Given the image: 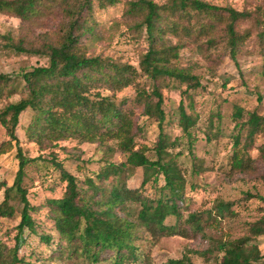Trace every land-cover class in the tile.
<instances>
[{
    "label": "trees",
    "instance_id": "16d2710c",
    "mask_svg": "<svg viewBox=\"0 0 264 264\" xmlns=\"http://www.w3.org/2000/svg\"><path fill=\"white\" fill-rule=\"evenodd\" d=\"M116 2L0 0V15H11L21 24L37 23L56 8H59L66 21V26L61 27L52 39L47 35L40 36L36 40L41 41L40 46L35 41L30 43L26 36L17 43L5 44L10 45L8 49L16 54L42 55L47 58L48 65L34 67L15 77L0 73V102L16 95L20 97L15 103H7L0 109V124L16 147L15 157L18 161L13 184L10 187L0 184V188L4 189L0 218L14 215V209L9 206L13 193L20 197L22 204L15 246L7 249L0 244V264H28L18 256L19 243L23 244V239H26L25 232L28 235L37 234L31 217L36 209L30 205L27 189L23 186L26 168L35 159L27 158L22 153L15 134L19 117L27 110L33 112L27 127V137L42 150L54 147L56 142L71 139L98 144L116 141L118 151L124 156L123 162L102 165L95 177L84 179L85 188H82L78 179L50 154L60 181L66 184L60 198L48 201L50 217L59 236L55 244L56 252L63 261L82 258L86 264H135L140 258L135 244L138 240L136 227L143 228L152 239L185 237L188 232L195 236L204 233L203 223L197 213L189 214L185 220L181 219L185 178L174 159H166L169 155L167 147L174 145L166 144L161 129L165 114L161 108L163 100L159 83L176 80L186 85L185 92L201 87L198 79L187 69L173 66L179 50L187 42L201 47H214L216 34L219 36V29L223 28V41L229 56L234 59L242 43L235 26L248 14L211 5L205 0H165L162 4L154 0L124 2V17L132 22L128 29L138 32L136 38L146 44L142 48L141 72L153 82L151 94L139 92V103L143 104V115L154 118L161 129L154 147L157 159L150 160L145 156V147L135 149V134L129 118L132 114L113 104L107 96L94 94L97 99L90 98L92 90L103 88L114 93L136 85L138 74L132 66L102 56H89L82 42L83 38L88 40L97 37L92 17L94 7L105 8ZM169 36L176 38L177 43L172 44ZM260 36L264 37V22L261 24ZM18 82L22 84V89ZM151 97L156 98L154 104L149 102ZM232 117L235 128L246 130L242 145L240 134L233 138L231 161L232 168L243 173L251 166L246 151L252 147L256 136H264V117L256 111H245L240 107L235 108ZM179 124L184 133H190L193 120L186 115L182 102L179 104ZM257 151L264 163V141ZM136 170L141 171V182L138 188H130L126 180ZM111 176L115 180L107 188ZM119 176H125V180L116 182ZM161 179L163 185L158 186ZM262 180L264 183V174ZM147 189L154 191L153 198L145 195ZM132 205L139 206L134 220L128 218L132 213ZM229 209L228 204L219 202L216 205L217 215L222 217ZM168 219L173 220V223L167 225ZM182 223L188 225L189 229L183 230ZM248 233L250 236L232 241L209 239L211 246L200 252V255L207 261L216 258L217 264H264V255L252 243L255 238L264 235V216L249 226ZM39 239L46 244L51 242V237L47 235H40ZM104 253H109L107 258H102ZM188 261V257H184L168 261L167 264H187Z\"/></svg>",
    "mask_w": 264,
    "mask_h": 264
},
{
    "label": "rangeland",
    "instance_id": "374dc122",
    "mask_svg": "<svg viewBox=\"0 0 264 264\" xmlns=\"http://www.w3.org/2000/svg\"><path fill=\"white\" fill-rule=\"evenodd\" d=\"M126 0H117L112 6L93 9V20L96 38L82 39L89 56H102L116 63L132 66L138 74L135 86H129L119 92L110 93L105 89L92 90L90 98L108 97L113 104L126 113L132 114V130L135 134V149L145 147V156L156 160L154 150L162 129L167 147L166 159L173 158L176 166L185 178L184 199L181 205L182 220L191 213H197L204 226V233L188 232L185 237H159L152 239L143 228L136 227L138 240V262L135 264H167L171 260L188 257L187 264H217L216 258L209 261L200 252L211 246L209 239L215 241L237 240L248 233L249 226L264 216V163L261 161L257 148L263 143L264 136H256L252 147L246 151L251 166L243 173L232 168L234 153L233 138L241 135L244 143L246 130L235 128L233 112L236 107L245 111H256L264 117V37L260 36L261 24L264 22V0H205L211 5L232 8L246 12L248 17L240 19L235 30L242 38L234 59L223 41L224 29L216 34L214 47H201L199 44L187 42L178 52V59L173 66L187 69L200 82L201 87L186 90L185 84L176 80L160 82L161 106L165 120L160 126L154 118L143 115V104L139 103V92L151 94L153 82L142 74L140 60L145 42L136 37L138 32L128 28L131 21L124 17ZM162 4L165 0H154ZM66 26L65 18L59 8L50 15L33 24H21L11 15H0V73L11 77L34 67L47 66L48 60L42 55H21L8 49L21 37L36 41L40 36L55 37L61 27ZM172 44L177 43L173 36L168 37ZM19 84V82H18ZM20 85V84H19ZM22 89V84L20 85ZM144 95V94H143ZM145 96V95H144ZM98 97V98H99ZM18 95L0 102V109L7 103H15ZM95 99V100H96ZM151 104L156 98L151 97ZM182 102L187 116L193 120L190 133H184L179 124V104ZM33 112L27 110L19 117L15 134L19 140L22 153L35 162L26 168L23 186L27 189V199L36 210L31 217L36 225V235L24 233L23 244L19 243L18 256L28 264H86L84 259L75 261L64 260L58 256L55 245L57 235L50 217L48 201L60 198L65 190V183L59 179V172L52 165L51 155L62 163L66 171L74 175L85 188L84 179L95 177L107 162H123L124 156L118 151L116 141L103 144L65 140L55 143L54 147L40 149L37 143L27 137V127ZM240 131V132H238ZM241 152L242 149H239ZM16 147L7 136L5 128L0 124V184L10 187L17 171L18 161L15 157ZM245 156V157H246ZM141 171L136 170L127 181L130 188H138L141 182ZM96 180V179H94ZM114 178L111 176L106 187H110ZM125 176H119L116 182H122ZM158 186L163 185L162 179ZM150 188V187H149ZM4 189L0 188V203ZM153 198L154 191L145 192ZM252 196V197H250ZM221 202L228 204L230 209L223 217L217 215L216 205ZM180 204V203H179ZM9 206L15 213L10 218H0V244L7 249L15 246L16 226L20 220L22 204L20 197L13 193ZM129 219L134 220L139 206H131ZM123 216V213H118ZM210 219V220H209ZM209 220V221H208ZM168 219L166 224H172ZM181 228L189 229L182 223ZM40 235L51 237L49 244L39 239ZM204 235V236H202ZM23 237V238H24ZM252 243L257 245L264 255V235L255 238ZM109 253L102 254L107 258ZM105 264H109L106 262Z\"/></svg>",
    "mask_w": 264,
    "mask_h": 264
}]
</instances>
